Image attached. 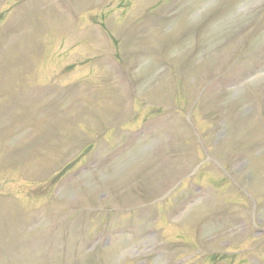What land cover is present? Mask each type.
<instances>
[{
  "label": "rangeland",
  "instance_id": "1",
  "mask_svg": "<svg viewBox=\"0 0 264 264\" xmlns=\"http://www.w3.org/2000/svg\"><path fill=\"white\" fill-rule=\"evenodd\" d=\"M46 1L14 15L22 23L17 29L21 36L4 42L14 43L7 45L11 74L6 73L7 51L0 48L6 101L13 92L23 95L10 108L14 113L22 107L20 116H10L3 125L13 129L9 149H24L20 156L0 145V264H210L212 252L221 256L226 248L264 242L260 230L248 242L240 241L245 221L240 210L233 207L231 213L227 205L226 210L220 206L225 190L236 189L219 179L213 162L227 165L254 195V202L242 200L251 203L255 221L264 226V154L257 163L250 158L264 152V0H182L164 6L165 0H124L122 10H131L125 18L118 16V6L107 7L117 5L114 0L100 5L76 0L77 25L70 17L59 24L45 12ZM137 2L141 6L132 10ZM86 4L87 9L108 8L110 13L99 18L115 32V40L98 34V25L91 22L95 17L83 13ZM28 5L23 0L11 6L23 10ZM48 10L55 7L50 3ZM145 18L150 20L146 26L123 41V31L132 32L130 22ZM165 42L171 45L169 56L163 54ZM57 53L61 56L48 62L46 73L67 63L77 69L74 76L52 93L43 87L42 95L31 90L24 98L32 83L18 82L19 77L46 81L40 79L43 72L37 77L39 69L29 70L27 63L39 59L43 65ZM115 53L125 63L121 71L113 67ZM90 57H96L93 64L87 63ZM83 77L87 81L80 82ZM133 88L139 100L158 105L151 111L171 108L142 123L143 104L131 108ZM19 119L24 123L17 124ZM75 121L82 130L71 124ZM108 124L116 129L107 142H95ZM53 128L66 138L51 141ZM194 135H203L213 161L198 171V185L185 179L168 196L180 175L193 176L198 162L206 161ZM181 141L187 144L181 146ZM82 151L76 167L53 185L54 172ZM219 182L224 193L217 189ZM153 199L163 200L160 207L151 205ZM15 220L19 225L10 227ZM20 226L26 228L23 235L17 232ZM248 250L229 264H264V246L243 254Z\"/></svg>",
  "mask_w": 264,
  "mask_h": 264
}]
</instances>
